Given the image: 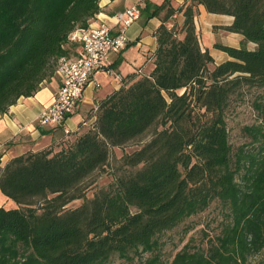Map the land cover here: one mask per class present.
<instances>
[{
  "label": "trees",
  "instance_id": "trees-1",
  "mask_svg": "<svg viewBox=\"0 0 264 264\" xmlns=\"http://www.w3.org/2000/svg\"><path fill=\"white\" fill-rule=\"evenodd\" d=\"M100 1L0 0V113L54 75L68 34L93 20ZM198 4L232 16L222 28L243 36L238 47L214 43L229 56L218 64L200 48ZM145 9L148 17L164 9L151 72L102 99L93 124L58 150L26 152L0 167V192L25 206H0V264H106L141 253L149 254L143 264H246L254 254L264 264V100L254 103L261 122L246 127L256 153L234 151L225 122L241 86L264 91V0H185L177 8L164 0ZM177 12L179 28L168 24ZM148 132L121 156L135 171L64 209L82 197L80 184L111 148ZM215 200L226 212L219 233L205 249L185 244L164 262L155 252L159 237Z\"/></svg>",
  "mask_w": 264,
  "mask_h": 264
},
{
  "label": "crops",
  "instance_id": "crops-1",
  "mask_svg": "<svg viewBox=\"0 0 264 264\" xmlns=\"http://www.w3.org/2000/svg\"><path fill=\"white\" fill-rule=\"evenodd\" d=\"M164 0H101L100 10L91 21L97 24L100 21L109 22L112 26L111 34L123 32L126 44L118 52L110 55L108 67L119 75H108L98 71L94 80L90 81L82 93L72 113L66 118L64 127L40 126L36 119L40 111L47 107L54 99L59 87L60 78L56 74L45 80L40 88L32 95L19 97L8 109L0 113V167H3L14 156L35 152L46 148L58 150L64 143L72 141L76 135L91 126L95 120L98 103L117 90L125 81L132 77L147 75L153 69V58L157 47L156 30L161 24L164 9L157 16L148 17L147 4L160 5ZM173 8L181 6L185 0H169ZM139 6L140 16L127 26L114 23L112 16L131 6ZM175 18V19H174ZM182 12H177L169 19V25H181ZM233 17L226 14L208 12L202 4L195 8L193 24L198 42L202 50L207 49L218 64L229 59L226 52L215 48V42L227 46L238 47L243 36L237 32H229L222 27L230 25ZM255 44L248 42L247 47L252 49ZM67 55H77L80 46L77 43L67 42Z\"/></svg>",
  "mask_w": 264,
  "mask_h": 264
},
{
  "label": "rangeland",
  "instance_id": "rangeland-1",
  "mask_svg": "<svg viewBox=\"0 0 264 264\" xmlns=\"http://www.w3.org/2000/svg\"><path fill=\"white\" fill-rule=\"evenodd\" d=\"M180 26L181 25H178L176 27L179 28ZM211 67L212 66L209 65V68ZM260 100H264V91L257 87H249L246 85L241 86V88L232 95L225 109V122L229 142L234 151L240 146H245L246 149L251 150L250 152H257L258 143L252 142L251 133L246 127L261 122L258 117V112L254 107V103ZM85 127L87 128V126L84 125V128ZM149 137L150 132L146 133L140 140L129 142L123 147L111 148L110 156L106 164L91 173L80 184L79 190L82 193V197L70 201L64 206V209H73L80 206L85 200L91 199L100 189L112 187L119 176L135 171L137 168H130L122 164L121 156L123 153L131 152L133 149L137 148L139 144L148 140ZM40 201L41 200L38 198H35L32 202L33 204L30 206L37 207ZM0 206L6 209L25 207L6 198L1 192ZM132 210L135 209L132 208ZM225 213V208L219 201L215 200L211 202L203 211L190 216L177 227L163 233L159 237L160 245L155 252L164 262L169 263L175 253L185 244L188 245V249H205L208 245V241L219 233L221 225L225 220ZM148 255V253L136 254L131 260L113 256L106 264H143ZM257 259V254L249 255L246 264H257Z\"/></svg>",
  "mask_w": 264,
  "mask_h": 264
},
{
  "label": "built area",
  "instance_id": "built-area-1",
  "mask_svg": "<svg viewBox=\"0 0 264 264\" xmlns=\"http://www.w3.org/2000/svg\"><path fill=\"white\" fill-rule=\"evenodd\" d=\"M139 16L140 8L134 5L115 13L112 19L114 23L127 26ZM111 29L112 26L106 21L97 24L89 22L86 27H77L68 34V41L77 43L80 51L77 55H61L58 58L54 74L59 76L60 84L51 104L38 114V125L61 126L68 133L64 127L65 120L81 99L86 85L94 80L95 73L104 71L120 79L108 67V63L110 55L122 49L127 38L123 32L112 35Z\"/></svg>",
  "mask_w": 264,
  "mask_h": 264
}]
</instances>
